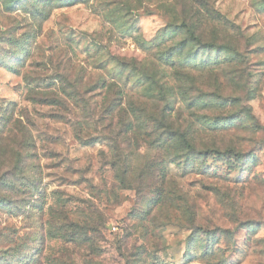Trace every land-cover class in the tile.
<instances>
[{
  "label": "rangeland",
  "instance_id": "1",
  "mask_svg": "<svg viewBox=\"0 0 264 264\" xmlns=\"http://www.w3.org/2000/svg\"><path fill=\"white\" fill-rule=\"evenodd\" d=\"M0 172V264H264V0H0Z\"/></svg>",
  "mask_w": 264,
  "mask_h": 264
},
{
  "label": "trees",
  "instance_id": "2",
  "mask_svg": "<svg viewBox=\"0 0 264 264\" xmlns=\"http://www.w3.org/2000/svg\"><path fill=\"white\" fill-rule=\"evenodd\" d=\"M183 25V24H182ZM188 35H192L193 36V32L187 31ZM15 170H16V166H14ZM21 176H12V174L10 172H0V192L2 190H5L6 192L0 193V204L3 205H7L11 199V194L14 192V189L16 187V181H18V179Z\"/></svg>",
  "mask_w": 264,
  "mask_h": 264
}]
</instances>
